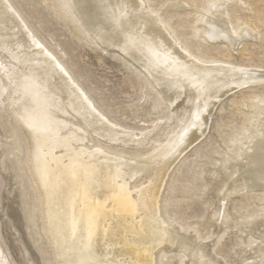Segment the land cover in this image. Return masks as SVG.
Returning a JSON list of instances; mask_svg holds the SVG:
<instances>
[{
	"label": "bare ground",
	"instance_id": "1",
	"mask_svg": "<svg viewBox=\"0 0 264 264\" xmlns=\"http://www.w3.org/2000/svg\"><path fill=\"white\" fill-rule=\"evenodd\" d=\"M229 5L228 0L208 3L196 34L236 52L241 46L256 42L259 35L233 24ZM69 7L74 13L69 14ZM164 7L165 11L192 9L181 0ZM59 9L64 17L76 18L93 43L137 67L159 95L174 106L178 125L163 144L148 153L143 151L147 138L136 141L134 133L124 132L106 118L65 65L43 48L12 2L0 0V50L6 54L7 63L12 60L19 67L14 70L22 94L16 122L26 141L27 169L40 194L42 230L53 264H124L120 260L125 257L133 263L153 264L158 247L171 248L169 245L178 246L182 241L188 245L191 241L186 239L189 236L185 238L176 233L177 229L175 232L167 227L157 211L175 163L205 137L216 109L225 99L240 90L264 88V68L207 61L204 55L201 58L183 48L162 18L165 11L154 10L147 0H64ZM255 105L253 126L242 140L234 143L240 152L237 161L219 160L220 171L233 167L238 174L236 192H264V97ZM99 140H104L106 146H100ZM59 148L64 153L56 159L54 149ZM135 181L140 184L132 187L131 193L138 198L132 200L129 183ZM106 197L114 209L142 213L122 247H114L110 241L109 248L101 243V239L110 237L112 229L99 230L106 219L102 217L109 215L104 213ZM206 253L196 256L193 264H204ZM260 253V263L264 264V247ZM1 257L0 264H11L2 249Z\"/></svg>",
	"mask_w": 264,
	"mask_h": 264
},
{
	"label": "rangeland",
	"instance_id": "2",
	"mask_svg": "<svg viewBox=\"0 0 264 264\" xmlns=\"http://www.w3.org/2000/svg\"><path fill=\"white\" fill-rule=\"evenodd\" d=\"M61 1L64 0H10L43 48L65 65L106 118L119 125L124 132L134 133L136 141L146 137L143 151L147 153L163 144L178 125L174 106L159 95V90L147 82L137 67L121 55L105 51L93 43L76 18L73 21L64 17V12L59 9ZM147 1L151 8L160 10L179 0ZM181 1L193 10L162 9L161 12L165 11L162 18L172 37L178 39L183 48L201 58L204 55L207 61L224 60L251 68H264V0H228L231 1L228 6L230 21L257 31L259 35L256 42L243 45L236 52H231L222 44L209 43L196 34L201 28L206 5L218 0ZM68 9L69 14L74 13L70 7ZM2 52L0 50V251L5 252L11 264H53V256L42 230L40 194L27 169L26 141L16 122L20 116L18 102L22 100L19 81L15 79L19 67L12 60L7 63L6 54ZM263 97L264 88H248L225 99L216 109L205 137L193 144L175 163L159 197L157 211L167 227L175 229V232L178 230L176 233L183 234V237L189 236L185 238L191 240L190 246L187 241L178 246L169 245L171 248L160 246L154 252L153 264H193L196 256L207 251L209 254L204 255V264L210 261V264L263 262L260 249L264 247V192H236L239 181L234 168L230 167L233 172L231 169L219 170V160L237 161L240 152L234 143L242 140L253 126L255 104ZM101 140L99 145L106 146ZM128 146L125 147L127 150ZM147 146H150L149 149ZM54 151L56 159L64 153L62 148ZM110 155L112 153L108 157ZM139 184L140 181L130 182V193ZM130 197L132 200L138 198L136 193H131ZM108 200L109 197L104 198L107 204L104 213L109 215L102 217L106 219L99 230L112 228L110 237L116 236H106L101 243L108 248L111 242L114 247H122L137 227L142 213L131 215L127 211L121 212L114 209L111 200ZM118 213H122L121 216ZM186 246L190 249L186 250ZM0 259L3 260V257ZM127 259L125 257L120 261L124 264L132 262V259Z\"/></svg>",
	"mask_w": 264,
	"mask_h": 264
}]
</instances>
